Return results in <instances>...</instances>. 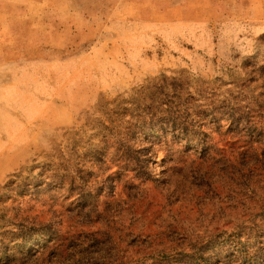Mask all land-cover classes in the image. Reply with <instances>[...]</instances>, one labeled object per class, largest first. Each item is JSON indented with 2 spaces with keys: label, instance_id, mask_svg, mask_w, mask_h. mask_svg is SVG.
<instances>
[{
  "label": "rangeland",
  "instance_id": "374dc122",
  "mask_svg": "<svg viewBox=\"0 0 264 264\" xmlns=\"http://www.w3.org/2000/svg\"><path fill=\"white\" fill-rule=\"evenodd\" d=\"M0 264H264V0H0Z\"/></svg>",
  "mask_w": 264,
  "mask_h": 264
},
{
  "label": "trees",
  "instance_id": "16d2710c",
  "mask_svg": "<svg viewBox=\"0 0 264 264\" xmlns=\"http://www.w3.org/2000/svg\"><path fill=\"white\" fill-rule=\"evenodd\" d=\"M58 251H59V249H58Z\"/></svg>",
  "mask_w": 264,
  "mask_h": 264
}]
</instances>
